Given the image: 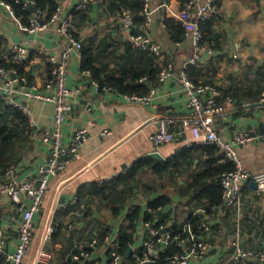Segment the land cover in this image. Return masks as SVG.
Segmentation results:
<instances>
[{
	"label": "crops",
	"instance_id": "1",
	"mask_svg": "<svg viewBox=\"0 0 264 264\" xmlns=\"http://www.w3.org/2000/svg\"><path fill=\"white\" fill-rule=\"evenodd\" d=\"M55 1L67 14L80 2ZM214 3L218 11L212 16L209 33L213 52L202 53L201 67H184V62L193 53L191 38L184 32L181 40H174L172 29L166 23L167 20L182 23L179 17L184 5L182 0H149L152 23L148 33L164 49L163 57L157 61L160 67L167 62L174 66L173 74L162 82L158 81L154 87L150 104L144 105L110 90L97 91L92 78L80 69L81 58L76 54L71 57L69 83L78 90L69 98L71 110L64 122V137L69 140L80 126H87L90 136L80 148V158L50 178L42 207L34 219V238L26 257L28 262L43 246L50 253L49 264H67L72 254L88 248L91 239L96 238L97 243L90 248L92 255L88 260L91 264H104L110 245L105 238L112 242L117 240L127 214L134 205H141L143 210L135 223L134 242L129 245L137 248L147 235L143 213L147 201L160 194L170 196L171 202L155 218L166 220L184 237H190L194 232L188 222L190 213L200 221L210 223L208 231L199 233L208 244L207 252L203 258L191 259L188 264H233L231 255L235 241L246 249L264 248V192L257 193L251 179L242 182L238 207H225L221 203L207 208L209 201L206 197H195L200 186L191 189V193L187 190L194 174L210 166L213 154L206 149L210 143L187 145L184 142L190 133L179 121L186 113V99L179 83L182 71H186L193 80L211 82L223 91L220 101L229 114L226 117L215 116L219 135L229 138L238 129L264 132V0H214ZM117 5V0H89L83 9L87 19L75 20L74 32L82 40L95 37L96 42H116L120 44L119 52H122V43L129 40L128 31L120 22ZM109 6L115 10H108ZM24 24L20 17L0 4V53L14 45L25 46L28 57L23 68L37 88L46 92L44 83L50 74L48 55L57 54L64 46L63 39L56 33L58 22H51L32 34L23 29ZM170 114L176 119L171 127L183 131L176 141L158 148L162 158H152L169 161L173 165L159 173L152 168L144 169L134 194L115 203L118 210L113 208L114 202L109 198L94 197L89 192L92 182L101 183L125 173L136 160L154 151L148 139L154 127L148 120L154 115ZM52 115L50 103H31L36 132L31 150L19 162L17 174L20 177L33 173L47 159L49 144L39 131L51 125ZM90 122L94 125L89 126ZM103 128L111 129L112 133L101 134ZM237 154L248 171H264V142L240 144ZM216 178L207 177L200 183L211 184ZM17 216L19 212L13 208L9 198L0 194V229L9 249L17 239ZM50 223L54 225V231L44 240ZM130 252L127 256L124 254L125 259Z\"/></svg>",
	"mask_w": 264,
	"mask_h": 264
},
{
	"label": "built area",
	"instance_id": "2",
	"mask_svg": "<svg viewBox=\"0 0 264 264\" xmlns=\"http://www.w3.org/2000/svg\"><path fill=\"white\" fill-rule=\"evenodd\" d=\"M89 0H80L76 9H85ZM21 3L22 9H29L27 22L22 26L27 33H37L44 29L51 22H58L56 33L63 39L64 46L57 54L48 55L50 74L46 78L44 87L46 92L37 88L30 81L28 75L21 72L16 66H6L1 61L21 64L28 57L27 48L23 45H14L8 51L0 53V97L7 105L20 109L28 118L31 125H34L31 117V103L43 101L50 103L53 107L51 125L41 129L42 139L49 144V155L47 159L36 167L33 173L25 177L17 174L19 163L11 165L4 173L0 182V194L9 198L13 208L19 212L15 220L17 239L13 248H7L6 239L0 229V255L3 256L2 264H49L50 253L43 247H39L31 262L26 260L28 250L34 238V219L40 211L45 194L49 187L50 178L65 169L68 164L80 158V148L89 138L90 133L87 126L78 127L69 140L64 137L63 126L71 104L69 98L77 88H72L69 83L71 57L76 54L81 58L82 39L74 35L73 21L70 14L64 13L60 5L48 16L46 8L37 5L36 0H16ZM11 14L16 15L11 4L0 0ZM34 7V11L31 10ZM218 11L214 0H189L184 4L179 13L185 35L191 38L193 45L192 55L184 62L185 66H202L201 55L203 52L212 54V49L204 43V32L199 22L212 17ZM143 22L136 24L134 16L128 9H122L119 19L122 26L128 31V40L133 47L148 50L157 59L163 57L162 45L154 40L148 33L152 23L149 11V0H143V7L140 11ZM48 16V17H47ZM172 62H167L160 67L158 81L162 82L173 74ZM90 76L89 71H82ZM180 89L185 95L186 113L180 118L181 126L187 129L190 136L184 140L187 145L196 142L213 144L216 148L215 157L218 161L230 160L235 164L233 170L221 174L220 183L222 187V205L225 207H238L241 201V186L244 180L251 179L256 182L257 193L264 192V171L250 172L244 168L241 159L237 154V146L248 142H264V132H252L249 130H236L231 137L224 138L219 135L215 126V116L226 117L228 109L220 101L223 98V91L210 82L195 81L182 71L179 75ZM92 84L97 91H111L109 87H101L92 79ZM154 88L148 94L126 95L130 100L144 105L152 102ZM264 101V95L262 96ZM89 109V107H88ZM176 122L173 115L152 116L148 123L154 127V131L148 139L154 151L164 144L177 140L183 130H174L171 126ZM89 126L94 123L90 122ZM36 132V131H35ZM103 135H110L112 130L103 128L100 132ZM147 230L146 237L137 248L131 249L130 258L125 259L118 251V240L105 241L110 245L108 256L104 264H147L160 257L163 248L170 242L183 247V251L170 256L164 264H188L191 259H201L208 249V244L201 234L192 232L190 237L174 233L169 224L144 221ZM199 231H208L210 223L201 220L198 224ZM54 231V225L50 223L44 234V240L48 239ZM97 243L92 238L88 248H82L71 255L74 261L88 260L92 252L90 248ZM232 252L233 264H264V248L246 249L235 241Z\"/></svg>",
	"mask_w": 264,
	"mask_h": 264
},
{
	"label": "trees",
	"instance_id": "3",
	"mask_svg": "<svg viewBox=\"0 0 264 264\" xmlns=\"http://www.w3.org/2000/svg\"><path fill=\"white\" fill-rule=\"evenodd\" d=\"M13 7L15 14L27 22V16L30 13L29 9H22V5L16 0H5ZM119 6L116 9H128L134 16L136 24L143 22V16L140 11L143 7V0H117ZM189 0H182L183 4ZM37 5L46 8L48 16L54 12L58 6L55 0H36ZM184 6V5H183ZM86 9V8H85ZM115 7H110L109 9ZM73 23L79 19L81 21L87 19L86 11L83 9H72L69 13ZM47 16V17H48ZM167 25L172 29V38L181 40L184 27L180 21L167 20ZM213 23L212 17L199 22L200 27L204 32V43L210 48L209 33ZM74 35L79 38V35L74 32ZM122 52L120 44H106L105 40L96 42L95 37L82 40L81 46V64L82 71H89L90 77L99 83L100 88L105 86L122 95H137L142 96L149 93L151 88L157 86L158 74L160 65L157 58L148 50L136 48L129 41L122 43ZM212 49V48H211ZM6 66H16L21 72H24V63L14 64L12 62L1 61ZM264 70V68H263ZM264 74V73H263ZM264 76V75H263ZM29 79L30 76L28 75ZM31 81V79H30ZM196 81V80H195ZM211 83V82H210ZM213 84V83H212ZM100 91H102L100 89ZM35 134V126L31 125L29 118L18 108L7 105L0 97V179L3 178L5 171L11 166L19 163L24 156L31 150L33 146V136ZM206 149L213 154L211 164L208 168L194 174V177L189 183L188 193L191 189L200 186L195 194L196 198L206 197L209 201L207 208L217 206L222 203V187L220 183L221 174L225 171L233 170L235 164L230 161H218L215 157L217 148L213 144L206 145ZM169 161H160L145 156L136 160L132 166L126 169L125 173H120L118 176L105 180L101 183L92 182L89 187V192L94 197L100 195L102 198H109L113 203V208H116L115 203L124 201L127 197L134 194V188L138 187V182L141 181L140 174L146 168H152L159 173L166 170ZM207 177H217L211 184L202 185L200 182ZM150 191V190H149ZM151 190L150 192H152ZM171 202L170 196L167 194L157 195L147 201L146 209H144V221H151L163 224H168L166 220L156 219V214H160L162 209ZM141 205H134L131 211L127 214L125 222L118 234V251L124 256L126 249L134 242V227L136 221L140 217L142 211ZM188 222L193 226V231L200 233L198 224L199 218L190 213ZM174 233H179L184 236L175 226H170ZM110 249H108L109 253ZM183 251V247H179L175 242H170L163 248L159 258L148 262L147 264H164L167 259L177 253ZM129 255L126 259H129ZM3 263V256L0 255V264ZM91 260L74 261L69 257L67 264H91Z\"/></svg>",
	"mask_w": 264,
	"mask_h": 264
},
{
	"label": "water",
	"instance_id": "4",
	"mask_svg": "<svg viewBox=\"0 0 264 264\" xmlns=\"http://www.w3.org/2000/svg\"><path fill=\"white\" fill-rule=\"evenodd\" d=\"M31 10L34 11V7L31 6ZM149 156L151 157H155V158H162V156L158 153V152H151L149 154ZM253 185L256 186V182L253 181ZM168 207V206H167ZM132 247L129 246L125 252V255L127 256L129 254V252L131 251Z\"/></svg>",
	"mask_w": 264,
	"mask_h": 264
}]
</instances>
